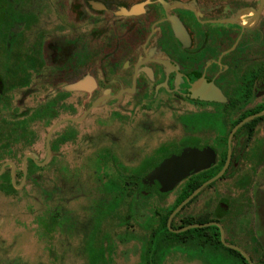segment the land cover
I'll use <instances>...</instances> for the list:
<instances>
[{
  "label": "flooded vegetation",
  "instance_id": "flooded-vegetation-1",
  "mask_svg": "<svg viewBox=\"0 0 264 264\" xmlns=\"http://www.w3.org/2000/svg\"><path fill=\"white\" fill-rule=\"evenodd\" d=\"M126 127L137 128L130 158L118 137L105 141ZM0 133V158L33 148L0 175H76L93 158L115 177L95 201L94 240L123 191L136 192L129 209L155 235L160 184L145 176L186 148H209L212 163L168 191L167 209L228 166L172 228L211 223L186 229L198 230L188 242L213 245L223 229L264 264V0H0Z\"/></svg>",
  "mask_w": 264,
  "mask_h": 264
},
{
  "label": "rangeland",
  "instance_id": "rangeland-1",
  "mask_svg": "<svg viewBox=\"0 0 264 264\" xmlns=\"http://www.w3.org/2000/svg\"><path fill=\"white\" fill-rule=\"evenodd\" d=\"M136 134V127H126L124 132L113 129L107 132L105 141L118 137L111 141L130 158L134 148L127 143H132ZM95 142L93 146L99 145ZM32 149L23 144L14 145V157L3 154L0 166L8 159L21 167L22 156ZM84 168L83 173L76 175L29 176L12 193L0 189V264H225L226 255H231L227 249L217 246L218 243L201 241L192 246L188 241L192 234H197L195 228L176 233L175 227L171 229L167 225L169 231L166 230L161 216L174 201L177 191L163 199L157 196L150 199L151 209L157 207L160 212L155 235L140 227L138 222L144 220L134 219L129 209L133 197L126 195V202L102 219V229L94 240L90 229L95 201L105 196L101 185L114 176L99 174L98 169L105 168L98 166L93 158L88 159ZM6 178L2 176L0 182ZM22 178L15 176L16 183H21ZM123 219H128V223L119 224ZM102 251L105 261L99 257ZM193 258L198 262L187 261Z\"/></svg>",
  "mask_w": 264,
  "mask_h": 264
},
{
  "label": "water",
  "instance_id": "water-1",
  "mask_svg": "<svg viewBox=\"0 0 264 264\" xmlns=\"http://www.w3.org/2000/svg\"><path fill=\"white\" fill-rule=\"evenodd\" d=\"M213 160H214V153L209 148H204V149L186 148L180 154L175 153L170 157L166 158L165 160H163L161 164H159L147 176H145L144 182L150 184L157 181L160 184V191L168 192L173 190L182 180H184L188 176L209 166ZM8 163L14 167L13 163L11 162ZM228 163L229 161L217 175L205 181L202 185L196 188L187 198H185L179 205H177V207L170 213L168 217L167 223L169 228L172 229V220L175 217V215L184 207V205H186L191 199H193L203 187L207 186L208 184H211L212 182H214L216 179H218L224 174L228 166ZM25 181H26V176L23 177L21 183L16 184L15 175L14 174L12 175V182L16 188L22 187ZM209 224L211 223L191 224L183 228L175 229L174 231L180 233L191 227L205 226ZM222 241L225 245L240 251L251 264H254L248 253L245 252L242 248L234 244H228L226 242L223 229H222Z\"/></svg>",
  "mask_w": 264,
  "mask_h": 264
},
{
  "label": "trees",
  "instance_id": "trees-1",
  "mask_svg": "<svg viewBox=\"0 0 264 264\" xmlns=\"http://www.w3.org/2000/svg\"><path fill=\"white\" fill-rule=\"evenodd\" d=\"M2 176H7V178L0 182V189L5 191V192H8V193H12L13 191H15L16 188L12 183V177L10 175H0V179ZM211 177H213V176L212 175L199 176L198 180L195 181L188 190H186L183 193H181V192L179 193L178 199L174 203V205L170 209H168L165 213H163L161 216V224H163V226L166 228V230H168L167 220H168L170 213L177 207V205H179V203H181L188 195H190L196 188H198L203 183V181H205ZM155 193L160 195V197H162L161 199H163L164 197H166L169 194V192L163 193V192H160L158 190H156ZM123 194H124V196H126L127 194L129 195L130 193L123 191ZM135 195H136V192L132 193L133 198H135ZM110 208H111V205H110ZM156 215L158 216V215H160V213H157ZM218 244H219V247L225 248L231 253V255L230 254L226 255L225 261L223 260V262L225 264H240L239 260L237 258H241L244 260V257L241 255L240 252H238L235 249H232L230 247H227L219 239H218ZM103 256H104V252L102 251L101 253H99V257L101 260L103 259Z\"/></svg>",
  "mask_w": 264,
  "mask_h": 264
}]
</instances>
